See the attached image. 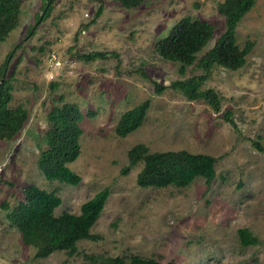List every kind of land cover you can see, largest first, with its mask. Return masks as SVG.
<instances>
[{
    "label": "rangeland",
    "instance_id": "1",
    "mask_svg": "<svg viewBox=\"0 0 264 264\" xmlns=\"http://www.w3.org/2000/svg\"><path fill=\"white\" fill-rule=\"evenodd\" d=\"M44 1L20 0L15 25L0 40V81L11 85L8 105L27 111L18 133L0 139V264H99L88 254L264 264V150L253 145H264V0H254L235 26L238 47L249 43L242 64H214L198 79L199 88L217 94V110L167 85L201 73L197 59L224 28L216 9L221 0H144L131 7L118 0H52L48 14L25 35ZM184 16L209 21L213 33L180 72L179 62L159 55L155 44ZM95 51L103 54L81 57ZM152 80L166 87L155 93ZM143 99L149 105L139 125L116 134L120 113ZM63 101L76 103L82 113L79 152L66 163L80 176L74 185L46 178L36 162L47 147V111ZM135 143L149 151L211 154L214 175L209 181L195 176L184 186H139L142 159L120 172ZM28 184L60 197L55 215L78 212L82 201L106 186L90 227L96 238L79 239L71 254L34 256L35 248L6 218ZM239 227L257 241L241 244Z\"/></svg>",
    "mask_w": 264,
    "mask_h": 264
},
{
    "label": "trees",
    "instance_id": "2",
    "mask_svg": "<svg viewBox=\"0 0 264 264\" xmlns=\"http://www.w3.org/2000/svg\"><path fill=\"white\" fill-rule=\"evenodd\" d=\"M125 7L134 6L144 0H118ZM52 0H45L41 11L35 15V22L26 30L31 34L35 25L42 20L51 8ZM254 0H221L217 11L224 16V28L216 40L197 59L200 74L184 79H174L167 85L183 92L188 98H204L213 109L217 110L219 101L212 88L201 89L198 79L205 77L207 71L218 64L230 69L243 62V55L249 48L247 42L239 48L235 42L234 30L237 21L253 5ZM20 0H0V40L15 25ZM101 5H98L97 11ZM213 33L212 24L205 19L184 16L172 24L167 34L156 42V51L164 58L179 62V71L184 65L191 64L195 53L210 39ZM102 52H88L81 55L84 59L102 55ZM2 67V66H1ZM145 74V73H143ZM153 90L160 93L166 85L152 80ZM55 87V83H50ZM11 85L7 79L0 81V139H10L18 133L27 117V111L21 105L9 106ZM149 105L143 99L125 109L119 115L114 126L116 134L123 136L141 122ZM228 114V113H227ZM226 117L229 118V115ZM48 126L45 129L47 147L37 157V166L46 178L56 179L68 184H76L80 176L72 171L67 162L73 160L78 152V136L81 132L78 122L82 118L78 106L74 102L63 101L52 105L47 111ZM230 120V118H229ZM258 150L264 145L253 141ZM127 163L120 167L126 173L130 165L142 159V167L136 173L139 186H165L174 184L184 186L195 176H202L209 181L214 175V156L202 152H189L185 149L147 150L142 143H135L127 150ZM23 197L6 211V218L17 228L24 244L35 248L34 256L43 257L54 250H64L71 254L76 249V242L82 238L94 239L90 227L98 216L108 188L105 186L92 196L82 201L78 212L62 211L54 214L53 209L60 202V197L52 190H45L28 184L22 188ZM2 205L7 208V203ZM241 244L255 243L257 238L246 227L237 229ZM93 263L99 264H174L173 261H160L152 257L131 254L127 259L118 255L88 254Z\"/></svg>",
    "mask_w": 264,
    "mask_h": 264
}]
</instances>
